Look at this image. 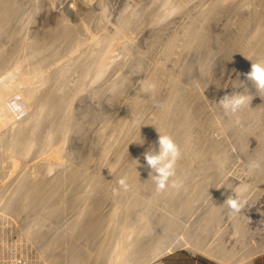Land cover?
I'll use <instances>...</instances> for the list:
<instances>
[{
  "label": "bare ground",
  "instance_id": "bare-ground-1",
  "mask_svg": "<svg viewBox=\"0 0 264 264\" xmlns=\"http://www.w3.org/2000/svg\"><path fill=\"white\" fill-rule=\"evenodd\" d=\"M156 1L161 9L154 8ZM27 4L0 0V68L26 48L20 70L30 66L38 74L36 84L19 89L28 107L22 117L8 113V96L0 102V129L7 126L0 163L13 155L26 160L37 150L47 154L30 163L36 178L25 179L21 166L9 172L15 178L24 172V179L8 194L5 210L20 212L35 201L39 213L25 227L35 230L52 264H144L143 256L165 264L161 256L179 246L222 263L252 264L264 250V236L242 231L245 209L236 216L228 211L223 220L219 208L227 196L245 200L261 191L264 108L250 102L230 117L219 101L226 94H258L264 101L246 76L251 63L264 66V0H153L142 10L120 12L111 31L93 23L99 33L88 40L80 22H66L60 13L30 41L17 19ZM84 10L82 17L92 20L89 7ZM133 28L147 31L142 49L124 37ZM111 47L121 56L107 55ZM227 71L234 79L224 77ZM152 81L158 85L154 99L140 91ZM159 134L171 136L182 153L173 178L178 187L163 192L156 191L144 159L150 148L158 151ZM140 135L142 145L129 143ZM70 142L78 155L68 149ZM238 156L250 160L253 174L235 183L224 177L220 157ZM230 228L240 251L220 243Z\"/></svg>",
  "mask_w": 264,
  "mask_h": 264
},
{
  "label": "rangeland",
  "instance_id": "rangeland-1",
  "mask_svg": "<svg viewBox=\"0 0 264 264\" xmlns=\"http://www.w3.org/2000/svg\"><path fill=\"white\" fill-rule=\"evenodd\" d=\"M26 1L28 3L27 8H26L28 14L26 13V11L23 12V9H19L21 13L19 14V18L17 16V19L21 21L20 23L23 26L22 30H23V34L25 35L24 39L26 41H30L32 39L33 34L35 35V34L40 33L44 28L52 27L60 13L64 15L63 17L65 21L68 20L66 22H70V23L80 22L82 26L85 28L86 33H87L85 35V39L87 37L86 40H88V38L90 39L92 38L90 36L94 37L99 33L98 31L99 29L96 28V26L94 25L95 23H99L103 29H108V31H111L116 25V21L118 19L120 12L122 11L130 12L131 10L136 11L139 8H141L142 10L143 6L148 5L153 0H26ZM86 6H88L89 11L92 14H94V16H91L92 20L87 21L85 18L82 17L85 12L84 8ZM154 8L161 9L162 5L156 1L154 3ZM133 21H136V20L134 19ZM87 27L90 30H92L93 33L90 32V30ZM122 28H124V26H122ZM124 32L125 30L123 31L124 37L129 39V41L131 42L130 43L131 46H137L140 49L145 47L146 45L145 42H147V37H148L146 30L142 32L139 29L133 28L128 33L125 32L126 34ZM123 34L121 35L122 37H123ZM122 37H120L119 40H121ZM114 47L109 48L106 51V54L114 56V57H120L121 53L119 52L117 48H114ZM26 57H27L26 48L25 49L20 48L16 58L12 60V63L6 66L5 68H0V80H6V82L1 83L0 89L2 90V87L7 88L5 92L7 93L6 95H4V93H0V102L4 100L3 97L8 96L6 100L8 113L9 114L11 113L10 114L11 117L15 119H18V117L19 118L22 117L24 113L28 111L27 104H25V102L23 101V98H22L23 96L21 94V90L19 89H22V87L26 88L28 86H31L32 83L34 85V83L37 82V80L35 81L34 79H38V74H36L35 71H32L30 66H25L23 71L20 70L21 64L18 61V59L19 58L24 59ZM14 69H17L18 71L15 70L11 72V74L13 73V76L10 74V77H9L8 72ZM44 70H45V67L39 68V71L43 73H44ZM216 71L217 70L215 68V65H213L212 73L215 74ZM19 73L20 75L17 76V74ZM224 77H228L229 79L232 80L234 79V74L227 71L224 73ZM17 84L18 86L16 87ZM250 97H252L250 101L252 104H258L264 108V101L261 99V97L258 94H252ZM13 101L15 102L13 103ZM19 108L21 109V111ZM11 117L8 118L6 122L9 121ZM6 127H4L5 128L4 130H3V127L0 129V132H1L0 140L4 132L7 131ZM70 144L73 146V148ZM74 144L76 143L70 142L68 145V149L75 155H78L79 148L77 145H74ZM228 146H229L230 151H235L233 145L231 146V144L229 143ZM252 147H253V141L250 139L246 143V148L251 149ZM52 148H50L48 151H52ZM45 153L47 154V151L37 150L36 152L31 154V156L28 157L26 160H21L18 156L13 155L10 159L6 161H2L0 163V264H52L51 257L47 253H44L39 248L38 243H36L35 236H34L35 230H31L27 232V229L25 227V224H27V222H30V220H32V217H35L39 213L38 212L39 208H37L38 205L35 203V201H32L28 207H26L24 210L20 212H15L14 210H11V209L5 210V208L3 207L4 203L8 201V194L13 190L15 186H17L24 179V176L22 175L24 172H21L20 177H16V178H15L16 175H10L9 172L14 170L13 168L21 166L22 168L24 167L23 170H26L25 172L27 173L25 176L26 177L25 179L36 178L37 174L33 170H30L31 168L29 167L33 163V161L39 160L43 156H45L46 155ZM32 158L33 160H31ZM220 159L223 161L225 160L224 170L226 171L229 170L227 172L223 171L224 177L232 178L235 183L242 181V180L248 181V178H250L253 174L250 170V164H249L250 160L248 159H244L239 156L235 158L236 160L233 159L232 161L228 157H220ZM251 166H252V163H251ZM240 167H244V168H240ZM239 169H241L240 172H239ZM250 172H251V176H250ZM261 184H259V188H261L259 195H257L256 197L249 198V199L245 198V201H246L245 218L243 219L242 224L240 225L241 228L243 229L242 231L244 232L248 229L250 230V232H253L254 230L258 231V233L254 235V239H259L261 236H264V184L263 183ZM227 191L228 192L226 193L230 192L231 194L230 187L228 188ZM232 191H233L232 194H235L236 189L235 190L232 189ZM209 198L210 197H207L204 200L209 199ZM227 209H228V206L226 204H225V207L220 206L219 208V213L222 215L223 220L226 219V215L228 214L229 209L228 210ZM66 217H67V214L65 215V218ZM51 222L54 223V225H58V224L60 225V223L58 222H55V221H51ZM63 224L64 225L66 224L65 219L63 220ZM230 232H231V228L227 231L226 234H223L220 237V243L222 244V246L226 248L231 247V251L233 252H236V250L240 251L241 248H238L239 247L238 244L232 243V239L234 238V235L230 234ZM230 244L232 246H230ZM179 248L180 249L185 248V250L191 252V250L186 248V246L185 247L179 246L176 249H179ZM140 253H143V251H140ZM193 254L201 256V257L204 256L203 258L205 257L206 259L209 258L208 260L214 261L218 264H228V263H222L214 258H211L208 255L203 254L202 251L201 252L196 251V252H193ZM163 256H161L160 258L161 261H163ZM262 256H264V250L252 257V264L254 260ZM236 257H237V254L232 255L230 257V261L235 262L234 258ZM139 258L141 259L140 255H139ZM142 258L144 259L142 262L144 264H154L155 262L154 260L149 261V259L148 258L146 259L145 256H143Z\"/></svg>",
  "mask_w": 264,
  "mask_h": 264
},
{
  "label": "clouds",
  "instance_id": "clouds-1",
  "mask_svg": "<svg viewBox=\"0 0 264 264\" xmlns=\"http://www.w3.org/2000/svg\"><path fill=\"white\" fill-rule=\"evenodd\" d=\"M246 76L254 83L255 89L258 93H264V66L258 63H251V70ZM157 90L158 85L154 81L146 82L140 89L142 95L153 99ZM251 99L252 97L243 94H226L220 99L219 104L224 110L225 115L235 117L247 103H250ZM237 123H239L238 120ZM141 125L145 124L140 123L138 125L139 129ZM133 142L142 145L144 140L140 135L139 140H132L129 143ZM157 145L158 151L150 148L144 153V159L150 169L149 175L155 184L156 191L163 192L169 187H178V184L173 178L176 176L177 163L180 160L182 153L179 145H177L169 135L159 134ZM119 184L125 190L127 189L125 179H121ZM246 190V188L242 189V191ZM226 203L230 214L233 216L242 214V210L246 208V201L239 197L229 196L226 199Z\"/></svg>",
  "mask_w": 264,
  "mask_h": 264
},
{
  "label": "crops",
  "instance_id": "crops-1",
  "mask_svg": "<svg viewBox=\"0 0 264 264\" xmlns=\"http://www.w3.org/2000/svg\"><path fill=\"white\" fill-rule=\"evenodd\" d=\"M204 257V256H203ZM201 256L195 255L185 248L174 249L163 256L165 264H218ZM253 264H264V256L253 261Z\"/></svg>",
  "mask_w": 264,
  "mask_h": 264
}]
</instances>
